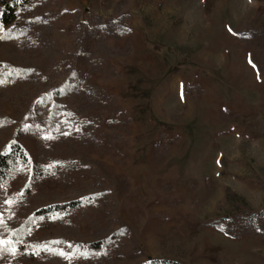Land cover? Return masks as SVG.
Listing matches in <instances>:
<instances>
[{
    "label": "rangeland",
    "instance_id": "obj_1",
    "mask_svg": "<svg viewBox=\"0 0 264 264\" xmlns=\"http://www.w3.org/2000/svg\"><path fill=\"white\" fill-rule=\"evenodd\" d=\"M35 1L53 29L58 62L74 55L76 17L89 27L94 17L121 21L132 36L109 39L116 75H94L123 110L117 121L103 116L83 147L105 168L83 166L53 135L19 136L25 105L39 91L17 92V108L1 102L0 111L17 123L15 134L0 136V148L16 136L46 162L32 194L12 185V204L0 202L2 223L27 218L37 193L63 201L75 190L102 195L67 228L54 216L31 228L10 264H264V237L237 240L202 228L229 219L233 208L264 207V73L250 61L252 53L262 60L264 40L244 48L234 36L238 29L264 32V0ZM37 65L48 68L43 60ZM116 218L142 256L127 241L100 258L86 251L100 228L118 227Z\"/></svg>",
    "mask_w": 264,
    "mask_h": 264
},
{
    "label": "trees",
    "instance_id": "obj_2",
    "mask_svg": "<svg viewBox=\"0 0 264 264\" xmlns=\"http://www.w3.org/2000/svg\"><path fill=\"white\" fill-rule=\"evenodd\" d=\"M75 21L77 27L72 35L74 55L58 62L53 29L49 19L41 13L39 4L35 0H0V36L3 37L0 39V53L4 56L0 62V108L3 100L17 108L15 94L23 88H34L39 93L29 101L30 105H25L19 136L53 135L57 140H66V148L75 152L83 166L95 164L105 168L84 154L83 147L89 143L88 136L99 128L103 116L117 121L122 118L123 110L94 82V75H116L108 64L109 57L117 54L109 47V39L129 42L132 34L121 21L104 23L101 18L94 17L90 27L79 17ZM234 36L244 48H252L264 40V32L258 30L238 29ZM42 60L48 65L46 70L37 65ZM250 61L258 74L264 73V53L262 60L250 54ZM15 123L17 121L0 111V136L15 134ZM45 165L44 159L27 148L21 139L15 136V139L8 140L0 148V202L7 200L8 192L16 183L24 184V193L32 194L29 188H35L39 183ZM101 196L75 190L63 201L61 195L37 193L33 197L38 198V207L34 208L37 203L27 205L30 214L27 218L20 223H0V240L11 241L16 250L31 228L51 216L66 220L67 228L72 216L98 203ZM115 224L118 227L114 229L111 226L100 228L92 242L84 243L86 251L100 258L107 251L121 249L127 241L132 254L136 258L142 256L131 230L118 218ZM202 228L213 229L237 240L264 237V207L260 211L249 209L245 212L233 208L229 219L206 222ZM13 257L7 246L0 249V264H10ZM150 264L177 263L152 261Z\"/></svg>",
    "mask_w": 264,
    "mask_h": 264
},
{
    "label": "snow or ice",
    "instance_id": "obj_3",
    "mask_svg": "<svg viewBox=\"0 0 264 264\" xmlns=\"http://www.w3.org/2000/svg\"><path fill=\"white\" fill-rule=\"evenodd\" d=\"M3 37L0 36V39H2ZM182 98V97H181ZM5 203L7 204H12V201L11 200H6ZM0 223H2V221H0ZM221 231H223V229L221 228L220 229ZM55 243H59V242H55ZM7 246V250L11 253V254H15V248L12 246V242L11 241H4V240H0V249H4V247ZM45 248H47V245L44 246ZM55 254H58L60 255L61 257H64V258H69L71 259L72 257L67 254V253H64L63 251H57Z\"/></svg>",
    "mask_w": 264,
    "mask_h": 264
}]
</instances>
